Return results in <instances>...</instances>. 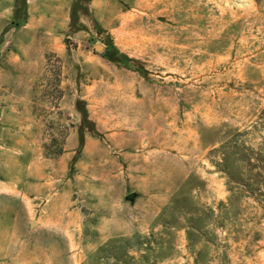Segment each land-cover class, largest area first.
Masks as SVG:
<instances>
[{"label": "rangeland", "instance_id": "rangeland-1", "mask_svg": "<svg viewBox=\"0 0 264 264\" xmlns=\"http://www.w3.org/2000/svg\"><path fill=\"white\" fill-rule=\"evenodd\" d=\"M68 1L0 61L34 171H0V264H264V0Z\"/></svg>", "mask_w": 264, "mask_h": 264}, {"label": "crops", "instance_id": "crops-1", "mask_svg": "<svg viewBox=\"0 0 264 264\" xmlns=\"http://www.w3.org/2000/svg\"><path fill=\"white\" fill-rule=\"evenodd\" d=\"M70 1L66 0H24L22 11L18 6V0H0V24L5 23L10 26L6 32L8 36L13 35L5 44H0V61L10 62L15 64L18 62L40 63L41 59H26L23 57L30 51L31 48L37 47L38 50L47 51L50 45L41 41L48 40L47 35L52 33H61L67 29L69 22ZM5 18V21H1ZM1 38V36H0ZM1 43V42H0ZM5 50V53H3ZM26 53L25 55H23ZM11 109H18V106L13 105ZM17 138V137H16ZM18 140L14 139L10 145L4 139H0V171H24V181L31 183L34 171H31V161L26 165H18ZM23 166V167H22ZM16 183L15 192L17 191V177L14 179L1 180L3 185Z\"/></svg>", "mask_w": 264, "mask_h": 264}, {"label": "water", "instance_id": "water-1", "mask_svg": "<svg viewBox=\"0 0 264 264\" xmlns=\"http://www.w3.org/2000/svg\"><path fill=\"white\" fill-rule=\"evenodd\" d=\"M96 50H97V51H101V50H102V47L99 46V45H97V46H96ZM134 198H135V195H134V194H130V195H128V196L126 197V200L131 202V201L134 200Z\"/></svg>", "mask_w": 264, "mask_h": 264}, {"label": "trees", "instance_id": "trees-1", "mask_svg": "<svg viewBox=\"0 0 264 264\" xmlns=\"http://www.w3.org/2000/svg\"><path fill=\"white\" fill-rule=\"evenodd\" d=\"M62 151L59 152V154H61Z\"/></svg>", "mask_w": 264, "mask_h": 264}]
</instances>
